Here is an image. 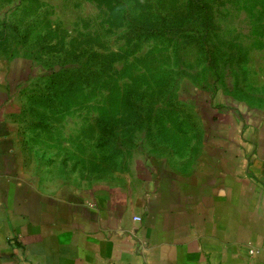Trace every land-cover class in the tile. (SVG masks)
Wrapping results in <instances>:
<instances>
[{
	"label": "rangeland",
	"instance_id": "rangeland-1",
	"mask_svg": "<svg viewBox=\"0 0 264 264\" xmlns=\"http://www.w3.org/2000/svg\"><path fill=\"white\" fill-rule=\"evenodd\" d=\"M27 165L49 186L192 165L213 119L264 115V0H0Z\"/></svg>",
	"mask_w": 264,
	"mask_h": 264
},
{
	"label": "crops",
	"instance_id": "crops-1",
	"mask_svg": "<svg viewBox=\"0 0 264 264\" xmlns=\"http://www.w3.org/2000/svg\"><path fill=\"white\" fill-rule=\"evenodd\" d=\"M25 72L0 64V264H264V115L213 119L192 165L52 187L21 145Z\"/></svg>",
	"mask_w": 264,
	"mask_h": 264
},
{
	"label": "built area",
	"instance_id": "built-area-1",
	"mask_svg": "<svg viewBox=\"0 0 264 264\" xmlns=\"http://www.w3.org/2000/svg\"><path fill=\"white\" fill-rule=\"evenodd\" d=\"M134 221L136 222H141L142 219L140 217H135L134 218ZM264 252V245L262 247H258V248H253L251 249L250 253L252 255H257V254H260V253H263Z\"/></svg>",
	"mask_w": 264,
	"mask_h": 264
}]
</instances>
